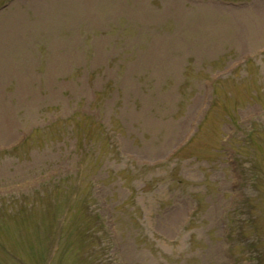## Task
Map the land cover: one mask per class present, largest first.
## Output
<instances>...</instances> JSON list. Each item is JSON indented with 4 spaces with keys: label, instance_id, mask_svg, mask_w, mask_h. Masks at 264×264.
Segmentation results:
<instances>
[{
    "label": "rangeland",
    "instance_id": "rangeland-1",
    "mask_svg": "<svg viewBox=\"0 0 264 264\" xmlns=\"http://www.w3.org/2000/svg\"><path fill=\"white\" fill-rule=\"evenodd\" d=\"M258 263L264 0H0V264Z\"/></svg>",
    "mask_w": 264,
    "mask_h": 264
},
{
    "label": "trees",
    "instance_id": "trees-1",
    "mask_svg": "<svg viewBox=\"0 0 264 264\" xmlns=\"http://www.w3.org/2000/svg\"><path fill=\"white\" fill-rule=\"evenodd\" d=\"M87 212L89 211V210H86Z\"/></svg>",
    "mask_w": 264,
    "mask_h": 264
}]
</instances>
